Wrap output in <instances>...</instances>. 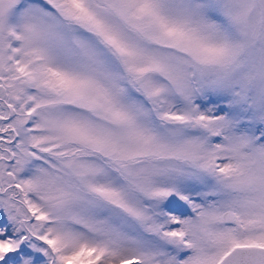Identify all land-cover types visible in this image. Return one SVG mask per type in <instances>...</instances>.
Segmentation results:
<instances>
[{
	"label": "snow or ice",
	"instance_id": "snow-or-ice-1",
	"mask_svg": "<svg viewBox=\"0 0 264 264\" xmlns=\"http://www.w3.org/2000/svg\"><path fill=\"white\" fill-rule=\"evenodd\" d=\"M0 264H264V0H0Z\"/></svg>",
	"mask_w": 264,
	"mask_h": 264
}]
</instances>
